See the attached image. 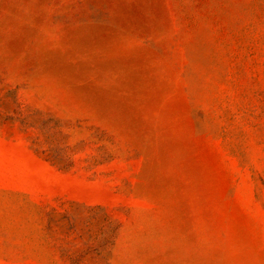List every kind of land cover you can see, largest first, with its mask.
Returning a JSON list of instances; mask_svg holds the SVG:
<instances>
[{
	"label": "rangeland",
	"instance_id": "1",
	"mask_svg": "<svg viewBox=\"0 0 264 264\" xmlns=\"http://www.w3.org/2000/svg\"><path fill=\"white\" fill-rule=\"evenodd\" d=\"M0 264H264V0H0Z\"/></svg>",
	"mask_w": 264,
	"mask_h": 264
}]
</instances>
